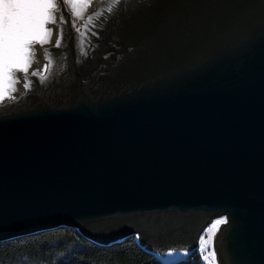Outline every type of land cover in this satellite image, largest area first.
<instances>
[{
	"label": "water",
	"instance_id": "1",
	"mask_svg": "<svg viewBox=\"0 0 264 264\" xmlns=\"http://www.w3.org/2000/svg\"><path fill=\"white\" fill-rule=\"evenodd\" d=\"M57 3L4 81L0 242L67 226L163 259L225 217L218 263L264 264V0Z\"/></svg>",
	"mask_w": 264,
	"mask_h": 264
},
{
	"label": "trees",
	"instance_id": "2",
	"mask_svg": "<svg viewBox=\"0 0 264 264\" xmlns=\"http://www.w3.org/2000/svg\"><path fill=\"white\" fill-rule=\"evenodd\" d=\"M0 264H205L197 250L167 263L136 235L100 244L78 229L61 226L0 242Z\"/></svg>",
	"mask_w": 264,
	"mask_h": 264
},
{
	"label": "snow or ice",
	"instance_id": "3",
	"mask_svg": "<svg viewBox=\"0 0 264 264\" xmlns=\"http://www.w3.org/2000/svg\"><path fill=\"white\" fill-rule=\"evenodd\" d=\"M81 0H59L60 5H71L73 9L78 8ZM118 2V0H117ZM115 4H113V7ZM58 9L57 0H0V98L5 92L4 81H8V87L15 83H19V77L16 73L23 72L27 77L28 69L31 62L36 57V45H44L50 42L51 34L54 29L48 25H56L58 23L56 12ZM109 12L113 8L108 9ZM76 17L82 19V14L76 10ZM102 16V14H97ZM65 12L61 10L59 24L60 37L63 38L64 23H70L75 27L76 32H80V28L75 26V23L68 17L64 18ZM88 25L94 24L93 16L88 15ZM83 36L84 34L81 33ZM61 39L56 41V46L59 47ZM86 55V53H85ZM47 65H45V70ZM33 76L38 75L34 71ZM31 82L24 84L25 88H30ZM12 91L15 88L12 87ZM8 98H15L11 95ZM227 222L226 218L217 220L213 227L221 223ZM200 250L202 246L198 245ZM172 253L169 252L168 255ZM214 255L213 253H210ZM208 260V256L204 257Z\"/></svg>",
	"mask_w": 264,
	"mask_h": 264
},
{
	"label": "rangeland",
	"instance_id": "4",
	"mask_svg": "<svg viewBox=\"0 0 264 264\" xmlns=\"http://www.w3.org/2000/svg\"><path fill=\"white\" fill-rule=\"evenodd\" d=\"M225 217H218L215 218L203 231L202 235L199 238L198 243L195 245V247H174L171 249L169 252H171V255L166 254V256L163 258V261L167 263H172L176 262L180 259L186 258L190 253L194 251L196 248L197 252L201 255L202 260L204 261L205 264H219L218 259H219V254L217 248L214 246V239L215 235L218 232L219 227L223 224L216 225L213 227L215 222L217 220L224 219ZM198 245L202 246L203 250H200L198 248ZM214 255L210 254L213 253ZM208 256V260H205L204 257ZM218 257V258H217Z\"/></svg>",
	"mask_w": 264,
	"mask_h": 264
}]
</instances>
